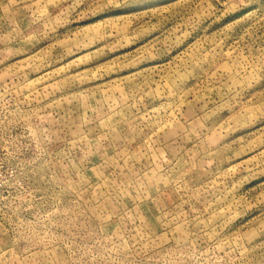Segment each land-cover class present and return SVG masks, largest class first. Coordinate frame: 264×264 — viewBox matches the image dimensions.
<instances>
[{
  "label": "rangeland",
  "instance_id": "rangeland-1",
  "mask_svg": "<svg viewBox=\"0 0 264 264\" xmlns=\"http://www.w3.org/2000/svg\"><path fill=\"white\" fill-rule=\"evenodd\" d=\"M0 264H264V0H0Z\"/></svg>",
  "mask_w": 264,
  "mask_h": 264
}]
</instances>
